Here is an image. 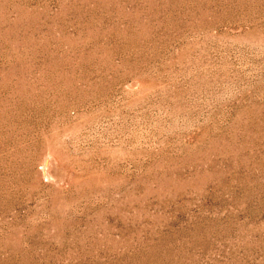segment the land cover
<instances>
[{"label":"rangeland","instance_id":"1","mask_svg":"<svg viewBox=\"0 0 264 264\" xmlns=\"http://www.w3.org/2000/svg\"><path fill=\"white\" fill-rule=\"evenodd\" d=\"M0 264H264V0H0Z\"/></svg>","mask_w":264,"mask_h":264},{"label":"bare ground","instance_id":"2","mask_svg":"<svg viewBox=\"0 0 264 264\" xmlns=\"http://www.w3.org/2000/svg\"><path fill=\"white\" fill-rule=\"evenodd\" d=\"M46 167V166H45Z\"/></svg>","mask_w":264,"mask_h":264}]
</instances>
